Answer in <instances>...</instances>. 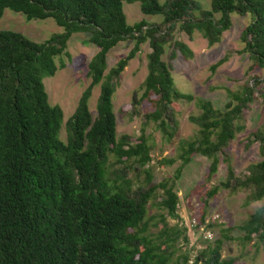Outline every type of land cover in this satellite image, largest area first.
<instances>
[{
    "label": "trees",
    "instance_id": "obj_1",
    "mask_svg": "<svg viewBox=\"0 0 264 264\" xmlns=\"http://www.w3.org/2000/svg\"><path fill=\"white\" fill-rule=\"evenodd\" d=\"M211 1V10H205L196 0H0V19L11 10L29 21L52 19L62 28L42 43L0 30V264H172L175 242L186 231L178 225L175 178L195 155L210 161L209 179L222 162L228 165L226 179L209 190L206 202L221 190L246 189L251 190L247 204L264 200V125L248 137L247 145L258 144L262 160L250 164L246 174H235L226 153L245 131V111L256 94L264 98V79L258 78L229 92L224 109L196 99L200 113L190 117L199 127L196 136L179 140L176 159L159 161L162 166L181 161L176 176L153 184V146L145 128L153 124L173 141L179 131L174 103L195 100L176 88L172 76L177 51L191 56L177 33L192 39L198 32L212 47L232 27V14L251 15L243 52L254 68L264 69V0ZM124 3H140L144 15L163 20L129 25ZM79 33L89 34L99 50L63 141L64 112L49 103L44 79L56 75L57 59L68 55V43ZM125 41H134L133 49L108 71L110 51ZM145 44L148 75L135 92L131 113L144 128L134 142L117 135L113 99L122 73ZM166 47L172 48L168 61ZM96 87L94 116L89 101ZM153 208L162 211L159 219L150 215ZM170 219L178 223L171 226ZM240 230L246 241L264 244V206ZM222 244L218 240L192 263L187 252L182 264H235L223 258Z\"/></svg>",
    "mask_w": 264,
    "mask_h": 264
},
{
    "label": "rangeland",
    "instance_id": "obj_2",
    "mask_svg": "<svg viewBox=\"0 0 264 264\" xmlns=\"http://www.w3.org/2000/svg\"><path fill=\"white\" fill-rule=\"evenodd\" d=\"M205 10H211V0H196ZM124 12L129 25L142 20L148 23H161L162 16H146L141 12L140 3H124ZM220 14L216 15L219 19ZM232 27L226 31L220 43L210 47L203 36L195 32L190 39L186 33L178 32L176 39L182 42L191 56L187 57L180 50L173 60L172 76L176 88L195 100L174 103L179 121V131L173 141L166 140L153 124L145 128L146 136L153 146V162L150 164L154 176L153 184L176 176L181 161L170 166H162L160 160L177 158L178 143L181 139H192L199 127L190 121L191 116L200 113L196 99L209 101L216 109H224L229 101V92L238 90L246 82L254 78L264 79V69L254 68L249 54L244 53L245 43L243 32L252 20L251 15H231ZM0 30L20 32L35 42H45L60 28L52 19L29 21L21 13L6 10L0 19ZM89 34H74L68 43L67 54L57 59L59 70L54 77L44 79L49 103L60 106L64 112V122L61 139L67 141L66 123L77 109L78 102L84 91L90 85L88 66L98 52V48L89 43ZM134 41L119 43L108 55V71L133 49ZM172 51L166 47L163 56L168 61ZM150 52L148 44L142 45L141 51L131 60L121 75V80L114 95V112L117 117V135L130 136L136 142L141 135L144 124L140 117H132V102L135 92L140 89L147 75V55ZM264 87V86H263ZM142 92H140V95ZM100 87H96L89 101L92 114L96 115L97 100ZM258 95V96H257ZM255 102L245 111L246 129L226 150L230 165L237 176L246 174L247 167L262 160L258 144L247 145L248 137L264 125V98L256 94ZM148 105L142 106V111ZM210 161L201 155H195L192 161L183 169L178 179L175 178V190L179 196V229L185 228L181 237L175 242V256L172 264H182V256L191 253L190 263L196 255L208 247H214L218 240L223 242V258L234 261L235 264H264V244L257 240L246 241L245 232L240 227L261 206L264 200L247 204L251 190L246 189L237 193L221 190L215 198L206 202L209 190L219 185L227 177L228 165L222 162L219 171L209 177ZM162 211L153 208L150 215H158ZM203 215H205L203 217ZM204 219V220H203ZM158 221V220H157ZM156 222V221H154ZM171 226L178 222L170 219ZM150 231L155 233L151 227ZM186 235L188 242L184 239ZM228 236V239L224 238Z\"/></svg>",
    "mask_w": 264,
    "mask_h": 264
}]
</instances>
